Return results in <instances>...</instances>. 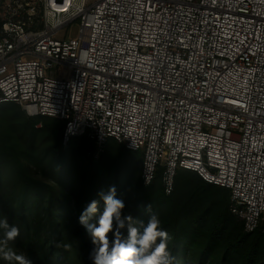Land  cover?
I'll list each match as a JSON object with an SVG mask.
<instances>
[{"label": "built area", "instance_id": "built-area-1", "mask_svg": "<svg viewBox=\"0 0 264 264\" xmlns=\"http://www.w3.org/2000/svg\"><path fill=\"white\" fill-rule=\"evenodd\" d=\"M76 23L75 37L55 38ZM229 190L264 240V0H0V104Z\"/></svg>", "mask_w": 264, "mask_h": 264}, {"label": "trees", "instance_id": "trees-1", "mask_svg": "<svg viewBox=\"0 0 264 264\" xmlns=\"http://www.w3.org/2000/svg\"><path fill=\"white\" fill-rule=\"evenodd\" d=\"M64 126L57 118L29 116L14 102L0 104V219L20 228L15 241L5 245L0 239V250L11 249L32 264H92L94 245L79 217L97 200L95 223L104 209L98 193L114 185L124 215L146 222L152 205L171 237L172 264H264L263 236L259 229L244 231L227 188L178 168L166 194L161 167L150 184L142 183L139 151L108 138L95 158L85 135L63 145ZM0 264L17 261L4 260L0 251Z\"/></svg>", "mask_w": 264, "mask_h": 264}, {"label": "clouds", "instance_id": "clouds-1", "mask_svg": "<svg viewBox=\"0 0 264 264\" xmlns=\"http://www.w3.org/2000/svg\"><path fill=\"white\" fill-rule=\"evenodd\" d=\"M98 195L104 209L96 222L90 223L99 212L97 200L90 202L79 217V222L90 233L94 245L89 256L92 264H172L173 258L168 251L171 237L161 227L160 218L152 212V205L146 208L147 221H137L130 214L124 215L126 205L122 199L117 198L114 185ZM0 230H3L0 239L5 245L20 235V228L10 225L7 217L0 219ZM109 234H112L111 240ZM0 251H3V259L6 261L32 264L28 258L17 255L11 249Z\"/></svg>", "mask_w": 264, "mask_h": 264}, {"label": "rangeland", "instance_id": "rangeland-1", "mask_svg": "<svg viewBox=\"0 0 264 264\" xmlns=\"http://www.w3.org/2000/svg\"><path fill=\"white\" fill-rule=\"evenodd\" d=\"M77 32V25L76 23L71 24L68 27H65L63 29H61L55 36V38L60 39L63 37H75Z\"/></svg>", "mask_w": 264, "mask_h": 264}]
</instances>
